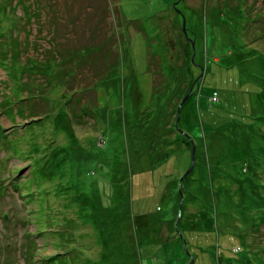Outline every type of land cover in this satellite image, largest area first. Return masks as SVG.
<instances>
[{
	"label": "rangeland",
	"instance_id": "374dc122",
	"mask_svg": "<svg viewBox=\"0 0 264 264\" xmlns=\"http://www.w3.org/2000/svg\"><path fill=\"white\" fill-rule=\"evenodd\" d=\"M3 2L0 264H264V0Z\"/></svg>",
	"mask_w": 264,
	"mask_h": 264
},
{
	"label": "trees",
	"instance_id": "16d2710c",
	"mask_svg": "<svg viewBox=\"0 0 264 264\" xmlns=\"http://www.w3.org/2000/svg\"><path fill=\"white\" fill-rule=\"evenodd\" d=\"M9 1V0H8ZM11 2H13V0H10ZM17 0H15V2H16ZM18 2L19 3H22V7L24 8V10H26V8L24 7L26 4H25V2H26V0H18ZM34 4V3H33ZM14 5H15V3H14ZM18 6V5H17ZM16 6V7H17ZM34 9H35V7L33 8V9H30V10H26L27 11V13H30L31 15L29 16V17H32L33 16V14L31 13V12H33L34 14H35V11H34ZM2 10V11H1ZM10 11H14V10H12V6H11V4H5L4 5V2H3V0H0V17L2 18V16L3 15H6V13L7 12H10ZM5 17V16H4ZM3 34H4V32L3 31H0V36H3ZM13 43H14V41H13ZM14 49V50H13ZM11 50H12V55L14 54L15 56L17 55V56H19V53L18 52H16V46L14 45V46H11ZM14 51V52H13ZM62 54V53H61ZM63 55V54H62ZM16 56V57H17ZM64 58L66 57V56H63ZM34 60H37V58H34V57H30V60L29 61H34ZM66 60V59H65ZM192 93V91L190 92V94ZM76 101L79 103V105H80V111L79 112H75L74 110H75V106H72V108H71V105L73 104H71L70 105V109H72L71 111H70V113L72 114V119L74 120V119H81L82 121L84 120V119H86V117H89V118H93L94 117V110H93V108H92V106H91V103H82L81 102V100H80V98L78 97V99H76ZM186 101V100H185ZM185 101L182 103V105H181V109H182V107H183V105H184V103H185ZM62 117H64V116H62ZM34 121V120H33ZM65 255H67V251L65 252V251H63V252H56V253H52V254H50L47 258H43V259H41V260H39V261H37V262H34V264H43V263H46V264H57L56 263V260L58 259L61 263H59V264H68V260H67V258L65 257Z\"/></svg>",
	"mask_w": 264,
	"mask_h": 264
},
{
	"label": "water",
	"instance_id": "95a60500",
	"mask_svg": "<svg viewBox=\"0 0 264 264\" xmlns=\"http://www.w3.org/2000/svg\"><path fill=\"white\" fill-rule=\"evenodd\" d=\"M184 100H185V98H184ZM184 100H182V101H181V103H180V105H179V107H178V113H179V117H180L181 105H182V103L184 102ZM193 146H194V144H193ZM194 148H195V146H194ZM190 169H191V168H190ZM190 169H189V170H187V172H186V173H188V172L190 171Z\"/></svg>",
	"mask_w": 264,
	"mask_h": 264
}]
</instances>
